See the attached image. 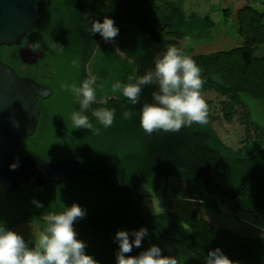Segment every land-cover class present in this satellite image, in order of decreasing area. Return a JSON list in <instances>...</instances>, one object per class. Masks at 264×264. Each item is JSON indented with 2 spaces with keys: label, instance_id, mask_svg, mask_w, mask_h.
<instances>
[{
  "label": "trees",
  "instance_id": "16d2710c",
  "mask_svg": "<svg viewBox=\"0 0 264 264\" xmlns=\"http://www.w3.org/2000/svg\"><path fill=\"white\" fill-rule=\"evenodd\" d=\"M184 1L45 0L38 25L20 40V44L25 40L40 44L42 58L34 68L42 69L41 75L21 69L17 55L5 59V52L20 44L0 46V58L18 75L31 76L51 90L47 98H34L39 111L35 131L11 140V150L89 171L104 170V174L97 171L93 175L67 172L60 183L0 191V223L12 230L32 223L41 231L43 212H59L76 203L86 215L73 227L86 244V254L98 264H116L117 230H129L131 239V231L140 227L148 235L141 248L134 247L128 255L136 256L154 244L163 250L162 255L174 256L177 264H205L208 251L219 248L234 264H264L263 236L244 237L225 226L210 225L195 211L184 219V228L170 211L151 212L139 191L145 183L157 188V181L172 177L184 182L188 199L223 198L241 210L264 214V127L247 124L246 142L237 150L215 134L210 113L205 125L148 134L140 123L142 107L155 103L152 93L159 90L158 85L143 86L135 105L111 91L116 81L134 83L136 77L153 70L156 58L170 45L180 48L186 37L210 40L215 23L208 15L186 12ZM250 1L264 4V0ZM222 11L226 16L230 13L228 8ZM105 16L119 29L114 41L124 58L100 34L90 31L91 21H102ZM233 17L241 40L237 46L208 53L184 52L201 69L205 82L201 91L211 90L230 99L222 108L227 122H231L234 104L245 107L243 97L264 99V56L251 51V46L264 44V9L245 3ZM73 61L79 66L73 67ZM90 74L97 77V101L107 98L106 104L94 103L85 113L99 134L72 129L71 114L79 111V103L61 88L64 83L79 86ZM129 76L134 79L129 81ZM101 107L115 109L109 128L92 116ZM125 111H131L130 118L124 117ZM34 200L44 207H36ZM209 204L217 206L214 200Z\"/></svg>",
  "mask_w": 264,
  "mask_h": 264
},
{
  "label": "clouds",
  "instance_id": "9594fccd",
  "mask_svg": "<svg viewBox=\"0 0 264 264\" xmlns=\"http://www.w3.org/2000/svg\"><path fill=\"white\" fill-rule=\"evenodd\" d=\"M90 31L100 34L106 42L114 41L119 35V29L114 20L105 16L102 21L93 19ZM185 46L190 38H185ZM27 47L33 53L40 52L39 43H29ZM78 61H73V67H78ZM129 81L134 79L128 77ZM201 69L194 59L186 55L183 48L170 45L162 56L156 58L154 69L136 77L134 83L122 84L116 81L111 85L113 94L119 92L133 105L139 102L142 87L149 84L158 85V91L153 92L155 103H145L142 107L140 123L143 130L151 134L156 131L178 132L183 127L193 124L208 123V105L201 95L204 85ZM97 77L89 75L79 86L75 83H64L61 88L70 92L79 103V111L71 114L72 129H88L99 134L85 113L94 103H107V98L97 101ZM102 87V85H101ZM124 117L130 118L131 111H125ZM92 116L104 128L112 126L115 109L101 107L92 111ZM18 161L9 165L12 170L18 167ZM36 207L43 208L39 201H33ZM86 211L73 203L62 211H45L42 214L43 228L36 235L29 247L18 232L0 223V264H98L91 255L86 254V244L77 238L74 223L82 219ZM148 235L144 227L131 231L119 229L114 235L118 243L116 264H177L174 256H164L161 249L151 245L138 255H128L133 248H141L143 239ZM205 264H234L219 248L208 251Z\"/></svg>",
  "mask_w": 264,
  "mask_h": 264
},
{
  "label": "rangeland",
  "instance_id": "374dc122",
  "mask_svg": "<svg viewBox=\"0 0 264 264\" xmlns=\"http://www.w3.org/2000/svg\"><path fill=\"white\" fill-rule=\"evenodd\" d=\"M245 3H250L259 10L264 9V4L254 3L250 0H185L184 9L186 12L193 11L201 16L208 15L215 23V30L210 33V40L197 41L192 39L190 43H187V46H185L186 42L182 41L179 43V47L183 48L184 52L198 54L226 50L237 46L241 40L234 30L233 12ZM224 8L230 10L228 16L223 13ZM107 43L114 47L121 58H124L115 41H108ZM251 51L255 56H264V44L251 46ZM201 95L207 102L210 115L214 117L211 126L215 134L231 149L237 150L246 142L245 126L247 124L252 123L261 128L264 127V99L243 97L245 107L234 104L231 122H227L224 119L222 108L226 102H231L230 99L211 90L201 91ZM245 113H247V117ZM139 191L145 195L144 205L151 212L157 214L170 211L178 216L184 228H187L184 219L191 211H195L199 217L205 218L210 225L225 226L244 237H264L263 213L241 210L223 198L212 197L201 201L188 199L182 180L172 177L160 179L157 181V188H154L152 184L145 183ZM210 200H214L217 206L212 207L209 204ZM76 233L78 238V230ZM161 251L163 250L161 249Z\"/></svg>",
  "mask_w": 264,
  "mask_h": 264
},
{
  "label": "water",
  "instance_id": "95a60500",
  "mask_svg": "<svg viewBox=\"0 0 264 264\" xmlns=\"http://www.w3.org/2000/svg\"><path fill=\"white\" fill-rule=\"evenodd\" d=\"M45 0H0V46L18 45L21 38L40 21ZM28 47L20 48L23 61ZM51 90L31 77L21 76L0 59V191H15L24 185L60 183L67 172L95 174L76 165L46 161L34 154L14 153L9 142L35 131L39 111L34 98H47ZM18 161L12 170L9 165ZM38 226L23 225L13 230L31 242L39 233ZM75 229V228H74Z\"/></svg>",
  "mask_w": 264,
  "mask_h": 264
},
{
  "label": "flooded vegetation",
  "instance_id": "af4514ba",
  "mask_svg": "<svg viewBox=\"0 0 264 264\" xmlns=\"http://www.w3.org/2000/svg\"><path fill=\"white\" fill-rule=\"evenodd\" d=\"M30 42L28 40H25L23 41L22 44L19 45V47L16 46L17 48V54L15 52V46H11L9 48L11 49H8L6 52H5V59H7L8 61L10 60H13L15 58V56L17 55V57L19 58L20 62H21V69H24V70H28V71H38L40 73V75L43 73V70L40 69L39 67L38 68H34L35 65H38V60L42 58V52H36V53H33L32 51H30V49H28L27 51V54H24V59L25 61L22 60V58L20 57V48L23 47V46H26L29 44ZM1 59V58H0ZM2 60V59H1ZM4 63L10 65L7 61L5 60H2ZM11 66V65H10ZM12 67V66H11ZM13 68V67H12ZM14 69V68H13ZM27 77H31V76H27ZM33 78V77H31ZM34 79V78H33ZM36 81V80H35ZM39 83V82H38ZM41 84V83H40ZM32 223H27V224H22V225H19L17 227H21L23 225H31ZM16 228V227H15ZM39 230V229H38Z\"/></svg>",
  "mask_w": 264,
  "mask_h": 264
}]
</instances>
